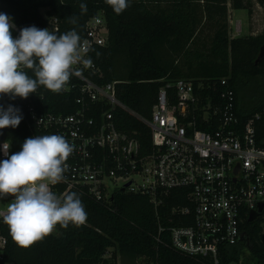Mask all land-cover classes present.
Listing matches in <instances>:
<instances>
[{
    "label": "trees",
    "instance_id": "obj_1",
    "mask_svg": "<svg viewBox=\"0 0 264 264\" xmlns=\"http://www.w3.org/2000/svg\"><path fill=\"white\" fill-rule=\"evenodd\" d=\"M230 1L233 10L243 9L251 14L250 7L242 0ZM227 2L131 0L130 6L117 15L105 0H0V12L11 16L19 29L35 25L59 34L76 28L82 40L87 22L95 17L103 18L107 45L93 47L89 52L90 60L101 74L96 81L99 84L119 82L115 86L116 98L142 118H150L158 91L167 84L192 81L200 99L198 106L202 107L206 98L213 104L218 101L224 90L219 81L225 78L235 95L236 114L243 122L264 109V60L255 63L264 46V29L256 36L231 38ZM81 3L87 5L86 11L81 10ZM256 3L264 8V0ZM52 20H56V25ZM248 86L256 88L253 97L246 95ZM77 98V92L53 93L40 87L37 94H30L26 99L40 112L65 116L76 112ZM26 99L3 95L0 105L18 107L17 103H25ZM115 117L118 130L137 141L140 155L147 154L151 148L149 129L126 112H116ZM195 117L200 119V112ZM255 129L258 144L264 147V113ZM47 134L29 125L23 115L15 129L0 130V143L11 142V155L21 150L26 138ZM52 191L61 197L76 192L85 205L86 222L78 227L57 226L51 234L25 248L17 245L8 226L0 219V237L4 239L1 264H116L117 257L120 264H213L182 254L170 245L169 229L190 226L193 221L186 190H172L156 207L149 197L122 190L102 201L95 200L85 188H72L64 193V185L56 184ZM178 207L188 208L189 214L173 213ZM159 228L164 230L160 234ZM243 229L242 240L219 247L218 264L238 263L244 251H248L255 264H264L260 220L245 222ZM107 251H111V258L105 260Z\"/></svg>",
    "mask_w": 264,
    "mask_h": 264
},
{
    "label": "built area",
    "instance_id": "obj_2",
    "mask_svg": "<svg viewBox=\"0 0 264 264\" xmlns=\"http://www.w3.org/2000/svg\"><path fill=\"white\" fill-rule=\"evenodd\" d=\"M19 30L16 26L13 35ZM107 41L105 20H89L82 40V48L88 51H82L81 63L73 66L81 74L73 75L61 91L78 93L74 114L40 112L30 99L17 103L18 107L29 125L47 135L62 134L74 145L66 161V179L57 183L64 185V193L85 188L102 201L122 190L145 195L156 207L172 190H186L193 221L190 226L169 229L170 245L182 254L218 264L219 247L242 240L245 222L260 220L264 234V147L258 144L255 129L264 109L242 122L227 79L219 81L224 90L218 101L213 104L206 98L202 107L192 81L178 80L159 89L150 118H142L116 98L119 82L97 83L96 78H101L98 68L92 61L83 63L90 59L93 47H104ZM119 111L136 117L149 129L147 154L140 155L137 141L118 130L115 114ZM197 111L200 119L195 117ZM0 156L6 158L2 152ZM5 199L11 201V197L0 201ZM189 212L186 207L173 209L180 216ZM251 213H257L253 221H249ZM3 214L6 210L0 211V217ZM163 231L159 228L158 233ZM3 246L0 237V249ZM103 258L110 259L111 251ZM116 264H120L119 257Z\"/></svg>",
    "mask_w": 264,
    "mask_h": 264
},
{
    "label": "clouds",
    "instance_id": "obj_3",
    "mask_svg": "<svg viewBox=\"0 0 264 264\" xmlns=\"http://www.w3.org/2000/svg\"><path fill=\"white\" fill-rule=\"evenodd\" d=\"M117 15L125 11L131 0H105ZM82 11L87 5L81 3ZM72 23H76L72 19ZM13 18L0 12V96L26 99L40 87L59 93L73 75L74 65L81 63L82 38L76 28L63 33L23 27L14 36ZM91 64V60H83ZM29 70L31 75H29ZM23 115L18 107L0 105V130L15 129ZM11 142L0 143V199L11 197L6 214L0 219L18 246L28 247L57 229L81 226L87 211L80 196L71 192L63 197L50 186L66 179V163L74 150L62 134L34 135L24 140L21 150L9 155Z\"/></svg>",
    "mask_w": 264,
    "mask_h": 264
},
{
    "label": "rangeland",
    "instance_id": "obj_4",
    "mask_svg": "<svg viewBox=\"0 0 264 264\" xmlns=\"http://www.w3.org/2000/svg\"><path fill=\"white\" fill-rule=\"evenodd\" d=\"M243 4L245 6H249L250 10L252 12V15L250 16L246 10H233L231 8V1L228 0L227 7H228V27L230 30V36L235 33V23L234 20L238 18L240 20V25L242 26V29L240 31H236L239 36L245 37L249 36L251 32H254L255 34L264 28V8L259 6L256 3V0H242ZM253 16V19H252ZM253 29V31H251ZM124 72V71H123ZM122 72V73H123ZM256 88L254 86H248L246 88V95L247 97H253L255 94ZM11 201L9 199H5L3 201H0V211H5L8 204H10ZM235 264H255V260L249 255L248 251H244L242 254L240 261Z\"/></svg>",
    "mask_w": 264,
    "mask_h": 264
},
{
    "label": "crops",
    "instance_id": "obj_5",
    "mask_svg": "<svg viewBox=\"0 0 264 264\" xmlns=\"http://www.w3.org/2000/svg\"><path fill=\"white\" fill-rule=\"evenodd\" d=\"M229 15V14H228ZM252 15V12H251V14H250V16ZM229 17V16H228ZM252 19H253V16H252ZM234 23H235V25H236V27H235V33L234 34H232V36H230L231 38H237V37H242V36H239V32L237 33L236 31H240L241 29H242V26L240 25V20L238 19V18H236L235 20H234ZM264 29V28H263ZM263 29H261L260 31H263ZM251 31H253V29L251 30ZM258 34H260V32H258ZM257 33L255 34L254 32H251L250 33V35L249 36H256V35H258ZM229 35H230V32H229Z\"/></svg>",
    "mask_w": 264,
    "mask_h": 264
},
{
    "label": "water",
    "instance_id": "obj_6",
    "mask_svg": "<svg viewBox=\"0 0 264 264\" xmlns=\"http://www.w3.org/2000/svg\"><path fill=\"white\" fill-rule=\"evenodd\" d=\"M264 60V46H262L259 50V54H258V57L255 61V63H258L260 61ZM129 184H126L125 186H128ZM261 205H260V209L261 210ZM257 216V213H251L250 214V217H249V221H253L255 219V217Z\"/></svg>",
    "mask_w": 264,
    "mask_h": 264
}]
</instances>
